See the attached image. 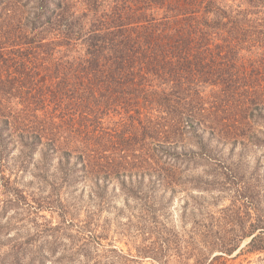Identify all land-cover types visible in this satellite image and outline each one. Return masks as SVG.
Masks as SVG:
<instances>
[{"label":"trees","instance_id":"16d2710c","mask_svg":"<svg viewBox=\"0 0 264 264\" xmlns=\"http://www.w3.org/2000/svg\"><path fill=\"white\" fill-rule=\"evenodd\" d=\"M213 142L264 147V0H0V163H54L38 208L69 215L50 203L78 182L98 204L176 184L160 164L224 163Z\"/></svg>","mask_w":264,"mask_h":264},{"label":"rangeland","instance_id":"374dc122","mask_svg":"<svg viewBox=\"0 0 264 264\" xmlns=\"http://www.w3.org/2000/svg\"><path fill=\"white\" fill-rule=\"evenodd\" d=\"M212 147L224 163H161L174 166L179 180L145 177L140 197H126L113 181L98 204L78 182L50 203L61 201L69 215L47 203L38 208L27 195L41 182L38 173L52 178L54 163H13L18 151H8V163H0V264H264V250L250 244L254 235L264 239L257 225L264 221V147L241 156L238 148ZM246 184L260 190L252 204L239 196Z\"/></svg>","mask_w":264,"mask_h":264}]
</instances>
